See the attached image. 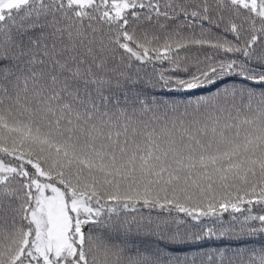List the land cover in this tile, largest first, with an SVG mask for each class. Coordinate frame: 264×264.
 <instances>
[{"label":"snow or ice","instance_id":"obj_1","mask_svg":"<svg viewBox=\"0 0 264 264\" xmlns=\"http://www.w3.org/2000/svg\"><path fill=\"white\" fill-rule=\"evenodd\" d=\"M258 235L264 0H0V264H264Z\"/></svg>","mask_w":264,"mask_h":264},{"label":"trees","instance_id":"obj_2","mask_svg":"<svg viewBox=\"0 0 264 264\" xmlns=\"http://www.w3.org/2000/svg\"><path fill=\"white\" fill-rule=\"evenodd\" d=\"M148 71H151V66H149ZM137 211L144 213L145 215H147L150 211L152 212L153 215H155L157 212H159V209H147V208H138ZM255 241H257V246H259V242H261L262 240H264V238L260 237L259 235L253 238ZM230 243H234V242H230L228 240H213V241H208L205 245L204 248L205 250H213L215 247L219 246V247H223L226 245H229Z\"/></svg>","mask_w":264,"mask_h":264}]
</instances>
